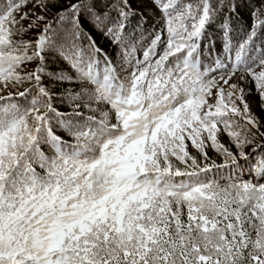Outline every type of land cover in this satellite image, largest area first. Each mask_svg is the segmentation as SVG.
<instances>
[{
  "label": "snow or ice",
  "instance_id": "snow-or-ice-1",
  "mask_svg": "<svg viewBox=\"0 0 264 264\" xmlns=\"http://www.w3.org/2000/svg\"><path fill=\"white\" fill-rule=\"evenodd\" d=\"M0 264H264V0H0Z\"/></svg>",
  "mask_w": 264,
  "mask_h": 264
},
{
  "label": "trees",
  "instance_id": "trees-1",
  "mask_svg": "<svg viewBox=\"0 0 264 264\" xmlns=\"http://www.w3.org/2000/svg\"><path fill=\"white\" fill-rule=\"evenodd\" d=\"M242 11H244L245 16H246V15H247V9H242ZM241 20H242V22H243L244 18L242 17Z\"/></svg>",
  "mask_w": 264,
  "mask_h": 264
}]
</instances>
